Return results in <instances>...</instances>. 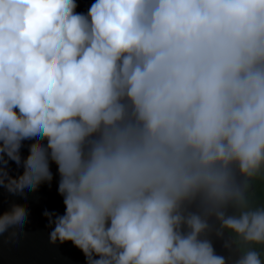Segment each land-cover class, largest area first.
Returning <instances> with one entry per match:
<instances>
[{
	"label": "clouds",
	"instance_id": "9594fccd",
	"mask_svg": "<svg viewBox=\"0 0 264 264\" xmlns=\"http://www.w3.org/2000/svg\"><path fill=\"white\" fill-rule=\"evenodd\" d=\"M77 9L0 0V188L26 197L54 163L49 240L86 264H264V0ZM28 215L12 205L0 236Z\"/></svg>",
	"mask_w": 264,
	"mask_h": 264
},
{
	"label": "water",
	"instance_id": "95a60500",
	"mask_svg": "<svg viewBox=\"0 0 264 264\" xmlns=\"http://www.w3.org/2000/svg\"><path fill=\"white\" fill-rule=\"evenodd\" d=\"M92 0H77L78 11L87 12ZM28 143L21 150L22 156L28 155ZM9 175L16 177L23 172V167H18L14 162H9ZM53 180L43 183L35 192L26 191V197L13 195L6 188H0V214L11 209L12 205H24L28 210V220L24 232L16 238H10L9 233L0 236V264H86L83 253L70 242L65 244H52L49 240V221L43 216L45 210L56 211L63 214L65 211L63 199L57 192V169L51 165ZM211 239L219 254L229 255L222 247L224 239ZM232 255H238L236 248Z\"/></svg>",
	"mask_w": 264,
	"mask_h": 264
},
{
	"label": "rangeland",
	"instance_id": "374dc122",
	"mask_svg": "<svg viewBox=\"0 0 264 264\" xmlns=\"http://www.w3.org/2000/svg\"><path fill=\"white\" fill-rule=\"evenodd\" d=\"M256 187H257L256 190L253 192L254 198L257 200H264V188H262L259 181L256 182ZM241 245L244 246L245 249L249 247L247 245H243V244Z\"/></svg>",
	"mask_w": 264,
	"mask_h": 264
},
{
	"label": "flooded vegetation",
	"instance_id": "af4514ba",
	"mask_svg": "<svg viewBox=\"0 0 264 264\" xmlns=\"http://www.w3.org/2000/svg\"><path fill=\"white\" fill-rule=\"evenodd\" d=\"M256 184L255 185H253V188L250 190V192H249V195H252L253 197H254V191L256 190ZM241 247H243L244 248V246H242V245H240Z\"/></svg>",
	"mask_w": 264,
	"mask_h": 264
},
{
	"label": "trees",
	"instance_id": "16d2710c",
	"mask_svg": "<svg viewBox=\"0 0 264 264\" xmlns=\"http://www.w3.org/2000/svg\"><path fill=\"white\" fill-rule=\"evenodd\" d=\"M258 247V246H257Z\"/></svg>",
	"mask_w": 264,
	"mask_h": 264
}]
</instances>
